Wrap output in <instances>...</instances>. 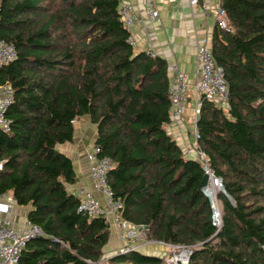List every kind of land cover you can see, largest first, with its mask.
I'll list each match as a JSON object with an SVG mask.
<instances>
[{
  "label": "trees",
  "instance_id": "16d2710c",
  "mask_svg": "<svg viewBox=\"0 0 264 264\" xmlns=\"http://www.w3.org/2000/svg\"><path fill=\"white\" fill-rule=\"evenodd\" d=\"M121 2L0 0V37L17 50L0 67V84L14 89L11 128L0 129V196L30 206L45 231L19 264H167L141 249L104 258L111 224L78 211L75 163L61 149L83 116L96 125L99 156L114 162L108 182L121 214L148 240L192 247L187 264H264V0H220L230 30L216 24L212 36L229 97L201 99L196 132L224 187L220 225L204 161L167 130L169 64L128 42Z\"/></svg>",
  "mask_w": 264,
  "mask_h": 264
},
{
  "label": "built area",
  "instance_id": "2783aa9c",
  "mask_svg": "<svg viewBox=\"0 0 264 264\" xmlns=\"http://www.w3.org/2000/svg\"><path fill=\"white\" fill-rule=\"evenodd\" d=\"M160 0H142L148 12V18L151 21L160 20ZM192 7L200 4V0H188ZM205 3V10L208 9ZM216 23L219 27L230 30V22L226 10L217 2L213 5ZM1 11V4H0ZM119 13L124 26L129 31L128 42L135 46L136 41L133 35V28L136 23L142 20L136 11L135 6L126 1H122L119 6ZM150 56H155L153 50H148ZM17 50L14 43L0 37V67L9 64L16 59ZM198 60V78L194 92L190 93V83L188 73L182 70L178 65H173L171 72L173 74L169 94L171 98V109L174 120H180L187 111L189 98L195 101L194 122L200 113L201 99L203 97L214 101H226L229 97V85L225 76V70L215 61L212 40L204 38L197 46ZM14 98V89L10 84H0V129L9 131L11 128V119L7 117V110ZM196 139L198 134L195 129ZM101 148L94 144L87 153V159L90 164V177L92 188L83 186L79 189L78 196L80 203L78 211L87 214L90 217H104L107 223L113 222L119 228V238L123 245L120 252L127 253L139 250L144 244L158 242L156 240L148 241L146 238L147 229L128 221L121 214L123 202L116 199L114 191L108 182V174L114 168V162L109 156H99ZM197 158L205 163V171L209 176L208 188L212 185L219 187V191H224L222 180L216 176L209 168L204 152L198 147ZM3 164L0 162V170ZM97 193V194H96ZM217 197V195H216ZM217 199L213 200L215 223L220 225V214L216 206ZM17 203L14 197H7L6 202H0V213L7 214L11 207ZM219 214V218L217 215ZM44 229L29 218L26 219L24 228L17 229L12 226L8 218L0 217V264H19L23 249L29 240L36 236H44ZM140 242V243H139ZM173 253L164 259L167 264H187L192 254V247L180 244H169ZM90 264H94L89 262Z\"/></svg>",
  "mask_w": 264,
  "mask_h": 264
},
{
  "label": "crops",
  "instance_id": "0c3cea01",
  "mask_svg": "<svg viewBox=\"0 0 264 264\" xmlns=\"http://www.w3.org/2000/svg\"><path fill=\"white\" fill-rule=\"evenodd\" d=\"M122 1L132 3L142 18L133 28L137 50H153L156 55L167 60L170 72L173 65H178L188 73L190 93L194 92L198 78L197 46L205 37L212 40L217 24L212 8L220 0H200V4L196 7H192L188 0H160L161 17L159 21H151L148 18V12L142 0ZM205 3L209 6L207 10L204 8ZM170 75L172 78V72ZM194 105L195 101L190 98L184 116L180 120L173 118L167 130L179 142L188 157L197 158L198 144L195 136ZM96 136V125L93 124L89 116H83L75 122L73 142L61 146V149L71 156L75 163L78 180L69 188L77 195L81 187H93L87 153L95 144ZM7 197L14 196L12 193L3 194L0 196V202H6ZM29 210L30 206L14 203L11 211L7 214L0 213V217L10 219L13 227L23 229ZM122 245L119 228L111 222V237L105 246L104 258H110L120 252ZM156 245L144 244L140 249L147 253L154 252L165 256L167 253L164 251V246L157 245L158 247H156ZM123 264L132 263L124 262Z\"/></svg>",
  "mask_w": 264,
  "mask_h": 264
},
{
  "label": "rangeland",
  "instance_id": "374dc122",
  "mask_svg": "<svg viewBox=\"0 0 264 264\" xmlns=\"http://www.w3.org/2000/svg\"><path fill=\"white\" fill-rule=\"evenodd\" d=\"M190 99V98H189ZM223 105L225 106V107H227V102H224L223 103ZM211 187V186H210ZM218 189H219V187H218ZM217 194H218V192H217ZM216 199H217V197H216ZM216 206H217V209L219 210V214H220V216H221V209H220V205H219V202H218V200L216 201ZM218 218H219V215H218ZM148 240V239H147ZM153 240H156V239H153ZM148 241H152V240H148ZM156 241H158V242H152V243H148V244H146V245H155V244H157L158 246H164V251L167 253L164 257H166V256H168L169 254H172L173 253V249L169 246V244L170 243H165V242H162V241H159V240H156ZM156 245V247H158ZM155 251H157V250H155ZM145 253V252H144ZM147 253V252H146ZM191 256V255H190ZM190 259V258H189ZM189 262V261H188ZM124 262H119V263H117V264H123Z\"/></svg>",
  "mask_w": 264,
  "mask_h": 264
},
{
  "label": "bare ground",
  "instance_id": "6f19581e",
  "mask_svg": "<svg viewBox=\"0 0 264 264\" xmlns=\"http://www.w3.org/2000/svg\"><path fill=\"white\" fill-rule=\"evenodd\" d=\"M217 191H218V186H216L215 184L208 188V193L214 201L217 195ZM218 215H217V218H218Z\"/></svg>",
  "mask_w": 264,
  "mask_h": 264
},
{
  "label": "water",
  "instance_id": "95a60500",
  "mask_svg": "<svg viewBox=\"0 0 264 264\" xmlns=\"http://www.w3.org/2000/svg\"><path fill=\"white\" fill-rule=\"evenodd\" d=\"M207 180L208 179H205V181H204V193L209 197V199H210V201L212 202V206H213V199H212V197L209 195V193H208V184H207ZM229 198H230V200L233 202V199L229 196ZM213 211H214V207H213ZM214 216V219L216 220V218H215V215H213Z\"/></svg>",
  "mask_w": 264,
  "mask_h": 264
}]
</instances>
